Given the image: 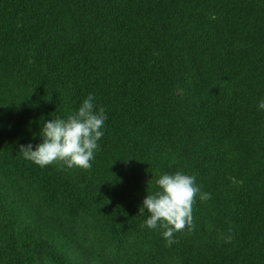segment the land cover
<instances>
[{"label": "trees", "instance_id": "1", "mask_svg": "<svg viewBox=\"0 0 264 264\" xmlns=\"http://www.w3.org/2000/svg\"><path fill=\"white\" fill-rule=\"evenodd\" d=\"M90 94L91 168L23 157ZM261 101L264 0H0V264H108L89 237L126 264H264ZM178 171L210 198L167 246L140 207Z\"/></svg>", "mask_w": 264, "mask_h": 264}, {"label": "clouds", "instance_id": "2", "mask_svg": "<svg viewBox=\"0 0 264 264\" xmlns=\"http://www.w3.org/2000/svg\"><path fill=\"white\" fill-rule=\"evenodd\" d=\"M264 109V101L258 105ZM94 104V97L90 94L78 111L67 116L66 119H51L44 122L39 132L42 142L33 150V145H19V152L26 160L44 167L54 162H63L68 168H91L90 161L98 149L99 141L104 132L106 120L105 108ZM159 188L154 194L146 195L140 212L146 210L150 216L144 224L149 229L159 227L162 235L171 246L176 241L174 233L193 226V204L197 194L201 200L210 198L209 193H201L195 182V177L176 172L163 174L155 181Z\"/></svg>", "mask_w": 264, "mask_h": 264}, {"label": "rangeland", "instance_id": "3", "mask_svg": "<svg viewBox=\"0 0 264 264\" xmlns=\"http://www.w3.org/2000/svg\"><path fill=\"white\" fill-rule=\"evenodd\" d=\"M83 235V234H82ZM83 245H86L85 249H89V253L93 256L94 254L99 256L101 259L105 260L108 264H126L119 258L110 254L107 249L101 248L97 245V242L93 238H82L80 240ZM91 251V252H90ZM53 264L52 262H50Z\"/></svg>", "mask_w": 264, "mask_h": 264}]
</instances>
